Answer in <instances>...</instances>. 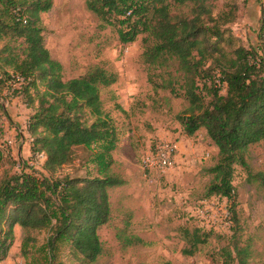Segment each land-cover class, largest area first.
I'll use <instances>...</instances> for the list:
<instances>
[{"label": "rangeland", "instance_id": "374dc122", "mask_svg": "<svg viewBox=\"0 0 264 264\" xmlns=\"http://www.w3.org/2000/svg\"><path fill=\"white\" fill-rule=\"evenodd\" d=\"M214 5L208 25L216 26L221 37H211L212 42H219L220 49L231 56L244 48L261 58L264 68V0H214ZM190 13V8H173L176 16ZM25 15L30 17V11ZM38 15L44 45L62 65L65 81L83 77L94 67L118 77L115 84L101 88V98L119 133L112 169L125 184L109 191L111 221L99 231L102 252L98 258L89 261L66 244L59 247L56 264H222L221 251L230 242L225 236L229 233V203L221 197L207 198L213 180L210 169L218 161L215 154L205 149L192 158L185 154L179 159L178 152L174 167L166 174L145 173L144 158L160 141L157 131H180L177 118L188 107L181 73L150 68L142 57L144 36L122 44L119 26H106L87 9L85 0H53L52 9ZM2 37L0 52L7 51L0 54V181L22 172L51 176L45 168L47 156L40 150L41 144L33 147L28 130L46 91L45 83L37 75L21 86L23 81L15 78L7 59L23 61L27 44L11 33ZM205 67H213L212 60ZM204 79H198V92L207 95L210 86ZM33 80L36 86L31 85ZM170 82L176 92H171ZM225 90L223 86L221 93ZM201 133L196 135V144L206 147L207 135ZM34 134L41 139L42 128ZM171 140L179 150L180 138ZM92 159L91 151L75 147L72 161L54 176L80 181L99 177ZM245 160L248 167L233 166L232 202L239 222L234 229H238L241 243L251 247V264H264V176H258L264 175V141L251 146ZM196 228L214 233L194 256H184L182 250L190 247L189 232ZM26 235L20 226L14 227L13 244L0 264H43L38 249L49 232L28 233L36 244H30L27 258L22 252Z\"/></svg>", "mask_w": 264, "mask_h": 264}, {"label": "trees", "instance_id": "16d2710c", "mask_svg": "<svg viewBox=\"0 0 264 264\" xmlns=\"http://www.w3.org/2000/svg\"><path fill=\"white\" fill-rule=\"evenodd\" d=\"M85 2L87 9L106 26H119L122 44L144 36L142 57L150 68L181 73L188 107L178 115L177 122L186 136L206 130L219 150L218 161L210 169L213 180L207 198L221 197L229 203V233L225 236L230 242L221 251L222 264H251V247L241 243L239 231L234 229L239 222L232 202L235 199L232 179L234 164L248 167L245 153L264 141L261 58L244 48H238L231 56L220 49L219 42H212L211 37H221L216 26L208 25L213 20L214 0ZM0 4V41L2 35L11 33L27 44L23 61L7 59L15 78L22 79V87L37 75L45 83L46 91L28 130L33 147L41 144L40 150L47 156L45 168L51 174L37 176L22 172L0 181V262L10 251L16 225L27 233L22 245L26 258L30 244H36V239L28 233L47 230L49 235L38 249L43 264H56L58 249L66 244L71 245L75 254L95 261L102 252L99 231L111 221L109 191L125 184L112 169L119 133L101 98V88L115 84L118 77L94 67L83 77L65 81L63 67L51 57L38 26V13L50 11L53 0H0ZM26 7L30 17L25 15ZM173 8H190L191 13L176 16ZM208 33L211 35L206 36ZM210 60L213 67L206 69ZM201 76L210 86L207 95L198 92ZM31 85L36 86V80ZM169 86L171 92H176L172 82ZM223 86L225 94L221 93ZM207 98H210L208 102ZM38 128H42L41 139L35 138L34 131ZM75 147L92 152L91 162L98 168L99 177L80 181L54 176L72 161ZM213 233L212 229L201 228L189 232L190 247H185L182 254L194 256Z\"/></svg>", "mask_w": 264, "mask_h": 264}, {"label": "built area", "instance_id": "2783aa9c", "mask_svg": "<svg viewBox=\"0 0 264 264\" xmlns=\"http://www.w3.org/2000/svg\"><path fill=\"white\" fill-rule=\"evenodd\" d=\"M178 152V144L173 140H160L156 148L144 158L147 176L153 173L166 174L174 167Z\"/></svg>", "mask_w": 264, "mask_h": 264}, {"label": "crops", "instance_id": "0c3cea01", "mask_svg": "<svg viewBox=\"0 0 264 264\" xmlns=\"http://www.w3.org/2000/svg\"><path fill=\"white\" fill-rule=\"evenodd\" d=\"M178 128V127H177ZM180 131L178 133H170L167 131H163L162 129H160L159 131H157V136L160 140H171L173 138H180V142H179V159H181V157L183 155H187L188 158H192L194 155V153H204L203 150L205 149H209L211 151V153L215 154L216 158L218 157V153L219 150L218 148L212 144L211 140L209 139L206 130H201L204 133H201L203 135H207L208 141H207V146H200L197 143L198 139H196V135L200 134L201 131L197 132L194 136H186L183 134L182 129L179 125Z\"/></svg>", "mask_w": 264, "mask_h": 264}]
</instances>
